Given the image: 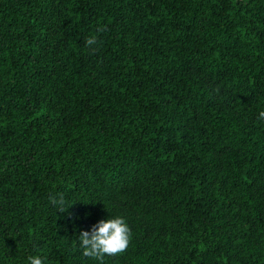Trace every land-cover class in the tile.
Here are the masks:
<instances>
[{"label": "trees", "instance_id": "16d2710c", "mask_svg": "<svg viewBox=\"0 0 264 264\" xmlns=\"http://www.w3.org/2000/svg\"><path fill=\"white\" fill-rule=\"evenodd\" d=\"M261 110L264 0H0V264H264Z\"/></svg>", "mask_w": 264, "mask_h": 264}, {"label": "clouds", "instance_id": "9594fccd", "mask_svg": "<svg viewBox=\"0 0 264 264\" xmlns=\"http://www.w3.org/2000/svg\"><path fill=\"white\" fill-rule=\"evenodd\" d=\"M95 36L86 40L90 48L96 45ZM257 120L264 122V110L257 113ZM51 204L60 212L68 209L67 200L62 196L52 197ZM130 240V228L123 216L116 215L98 221L90 230H82L77 237V246L85 257L100 259L105 255H116L123 252ZM24 264H46L45 258L31 254L25 258Z\"/></svg>", "mask_w": 264, "mask_h": 264}]
</instances>
